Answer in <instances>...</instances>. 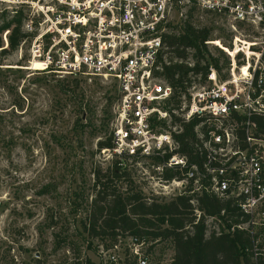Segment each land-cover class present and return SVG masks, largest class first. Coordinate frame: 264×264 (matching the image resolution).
I'll return each mask as SVG.
<instances>
[{
    "label": "built area",
    "instance_id": "2783aa9c",
    "mask_svg": "<svg viewBox=\"0 0 264 264\" xmlns=\"http://www.w3.org/2000/svg\"><path fill=\"white\" fill-rule=\"evenodd\" d=\"M8 3L23 16L26 38L18 51H27V71L97 78L116 89L112 148L106 153L116 161H154L152 180L162 198L190 197L193 207L203 195L231 200L240 219L230 231L217 217L198 210L193 211L195 223L203 216L206 237L246 232L252 263L264 262V0ZM204 17L214 18L233 34L231 47L218 39L203 43L212 58L218 56L209 51L211 46L228 58L227 65L221 57L217 68L208 65L206 77L192 71L193 50L186 48L188 58L182 61L166 43L186 25L201 29L195 23ZM170 57L190 70L180 107L171 111L176 124L163 109L174 92L161 77ZM189 122L194 123V141L184 152L183 126ZM165 172L173 178L165 180ZM128 240L127 258L150 264L142 254L145 242L130 236ZM121 244L117 241L106 252L105 264H126ZM164 264H172V259Z\"/></svg>",
    "mask_w": 264,
    "mask_h": 264
},
{
    "label": "rangeland",
    "instance_id": "374dc122",
    "mask_svg": "<svg viewBox=\"0 0 264 264\" xmlns=\"http://www.w3.org/2000/svg\"><path fill=\"white\" fill-rule=\"evenodd\" d=\"M8 1L0 0V10L14 9ZM195 25L210 30L209 40L231 47L233 34L214 18ZM209 51L228 59L213 46ZM27 61L24 48L0 58V264H105L113 240L90 239L83 226L93 173L118 160L98 149L112 136L116 89L97 78L29 72ZM121 162L130 178L116 188L162 197L152 180L154 161ZM117 240L120 257L133 261L125 250L128 236ZM144 242L150 264L172 259L170 241Z\"/></svg>",
    "mask_w": 264,
    "mask_h": 264
},
{
    "label": "trees",
    "instance_id": "16d2710c",
    "mask_svg": "<svg viewBox=\"0 0 264 264\" xmlns=\"http://www.w3.org/2000/svg\"><path fill=\"white\" fill-rule=\"evenodd\" d=\"M22 17L19 11L6 8L0 10V58L16 52L26 38L21 31ZM5 32L7 46L4 49L2 35ZM209 35L210 30L207 28L196 30L193 26L186 25L182 34L178 37H169L166 43L173 49L174 57L182 61L188 58L185 49L193 50L192 71L206 77L208 65L212 64L217 68L220 57L214 59L208 54L203 43L209 40ZM171 58L169 64L163 67L161 77L174 92L163 109L172 117V124H176L178 119L171 111L180 107V97L185 93L184 84L188 82L190 70L183 62L179 64L173 62ZM223 62L225 65L228 64L227 59ZM202 63L205 66H201ZM178 88L180 92L177 91ZM193 126V122L183 126L184 152H188L189 141H194ZM111 148V137L98 143L99 150ZM129 178L126 165L121 161H112L104 172L96 170L93 173V194L83 226L90 239L110 237L113 243L106 247L107 249H111L117 243L118 237L124 236L143 242L170 241L173 249L172 264H253L251 238L246 232L235 230L219 237L213 235L206 237L203 216L195 223L193 211L198 210L204 216L217 217L230 231L231 225L240 219L239 211L231 200H219L213 196L203 195L197 199L196 206L193 207L190 204V197L186 196L147 199L140 191L126 188L123 192L116 188V182L123 180L129 182ZM163 178L169 180L173 178V174L165 172ZM132 260H125V263L136 264V259ZM80 264L93 263L85 259Z\"/></svg>",
    "mask_w": 264,
    "mask_h": 264
},
{
    "label": "bare ground",
    "instance_id": "6f19581e",
    "mask_svg": "<svg viewBox=\"0 0 264 264\" xmlns=\"http://www.w3.org/2000/svg\"><path fill=\"white\" fill-rule=\"evenodd\" d=\"M245 70H243V72H244Z\"/></svg>",
    "mask_w": 264,
    "mask_h": 264
}]
</instances>
